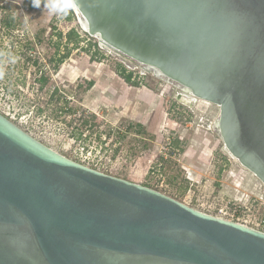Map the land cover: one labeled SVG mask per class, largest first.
<instances>
[{
    "label": "water",
    "instance_id": "water-1",
    "mask_svg": "<svg viewBox=\"0 0 264 264\" xmlns=\"http://www.w3.org/2000/svg\"><path fill=\"white\" fill-rule=\"evenodd\" d=\"M75 8L102 47L218 105L225 150L264 183V0ZM0 264H264V231L68 158L0 111Z\"/></svg>",
    "mask_w": 264,
    "mask_h": 264
},
{
    "label": "rangeland",
    "instance_id": "rangeland-1",
    "mask_svg": "<svg viewBox=\"0 0 264 264\" xmlns=\"http://www.w3.org/2000/svg\"><path fill=\"white\" fill-rule=\"evenodd\" d=\"M80 17L75 7L57 18L31 0H0V111L68 158L203 212L229 200L255 211L264 183L225 150L215 126L219 106L196 97L193 103L179 99L176 83L102 47L83 30ZM73 28L78 43L68 39ZM122 68L145 88L138 99L157 101L143 127L141 118L88 95L94 77L126 81L118 72Z\"/></svg>",
    "mask_w": 264,
    "mask_h": 264
},
{
    "label": "crops",
    "instance_id": "crops-1",
    "mask_svg": "<svg viewBox=\"0 0 264 264\" xmlns=\"http://www.w3.org/2000/svg\"><path fill=\"white\" fill-rule=\"evenodd\" d=\"M116 78V76L113 77L111 75L103 79L94 77L89 83L90 92L88 95L93 93L98 95L100 100L105 98V102H107L105 107L114 106L119 108L125 116H129L131 118H141L138 119V121L142 122L141 124L144 125V122H146L147 118L150 116V106L152 105L154 109L155 106H157V101H150L149 98L146 100L138 99V96H142V94L146 92L144 87H141L140 85H132L130 83L128 84L121 78ZM106 94H108L109 100L105 97ZM96 98L94 100H96ZM137 99L140 101L135 102ZM100 100L99 102H101ZM164 119L165 115L159 117L161 125H163Z\"/></svg>",
    "mask_w": 264,
    "mask_h": 264
},
{
    "label": "built area",
    "instance_id": "built-area-1",
    "mask_svg": "<svg viewBox=\"0 0 264 264\" xmlns=\"http://www.w3.org/2000/svg\"><path fill=\"white\" fill-rule=\"evenodd\" d=\"M66 109H68V107ZM255 205L259 213L256 209L250 212L251 209L247 205L229 200L219 207H216V210L209 214L264 231V199L262 202H258ZM258 207L260 208L258 209Z\"/></svg>",
    "mask_w": 264,
    "mask_h": 264
},
{
    "label": "clouds",
    "instance_id": "clouds-1",
    "mask_svg": "<svg viewBox=\"0 0 264 264\" xmlns=\"http://www.w3.org/2000/svg\"><path fill=\"white\" fill-rule=\"evenodd\" d=\"M32 6L40 8L42 5L44 11L50 16L62 18L66 16L74 7H76V0H31ZM25 24L28 23L30 16L25 14Z\"/></svg>",
    "mask_w": 264,
    "mask_h": 264
},
{
    "label": "trees",
    "instance_id": "trees-1",
    "mask_svg": "<svg viewBox=\"0 0 264 264\" xmlns=\"http://www.w3.org/2000/svg\"><path fill=\"white\" fill-rule=\"evenodd\" d=\"M67 36H68V39H69V41H73L74 43H78L79 42V39H80V34H79V32L76 30V29H71V31H69L68 33H67ZM95 46H97V43H95ZM62 60V59H61ZM120 74H122V76L125 78V80L127 81V82H129L130 84H132V85H138V83H135V82H133L132 80H131V78H132V73H129V74H126L125 72H126V69H124V68H122L121 70H119L118 71ZM65 100H67V102H68V99H65ZM92 117H97L96 115H92ZM85 122H88V120H86ZM130 126H132V124L131 125H129V128H130ZM139 126H141V127H143L142 126V124H139ZM176 141V140H175ZM174 142V141H173Z\"/></svg>",
    "mask_w": 264,
    "mask_h": 264
},
{
    "label": "bare ground",
    "instance_id": "bare-ground-1",
    "mask_svg": "<svg viewBox=\"0 0 264 264\" xmlns=\"http://www.w3.org/2000/svg\"><path fill=\"white\" fill-rule=\"evenodd\" d=\"M76 9V8H75ZM78 11V10H77ZM79 12V11H78ZM108 50H110V49H108ZM125 58V57H124ZM183 95L185 96V98L187 99V100H193L194 98L193 97H195L194 95H187L186 93H184L183 92Z\"/></svg>",
    "mask_w": 264,
    "mask_h": 264
}]
</instances>
